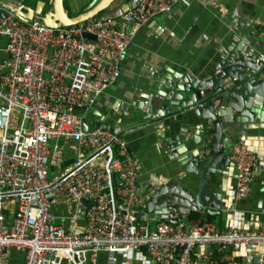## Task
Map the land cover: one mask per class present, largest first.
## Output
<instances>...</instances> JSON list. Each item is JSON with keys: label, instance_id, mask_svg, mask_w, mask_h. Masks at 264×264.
Here are the masks:
<instances>
[{"label": "built area", "instance_id": "1", "mask_svg": "<svg viewBox=\"0 0 264 264\" xmlns=\"http://www.w3.org/2000/svg\"><path fill=\"white\" fill-rule=\"evenodd\" d=\"M179 3L191 0H140L113 19L57 27L12 12L0 15V264L10 247L24 252V264H89L100 251L110 254L109 264L116 253L126 258L140 251L148 264H240L217 257L229 246L256 253L264 264V220L256 228L234 221L225 229L211 221L187 225L181 218L153 227L139 221L133 208L146 210L139 158L112 129H83L86 110L118 80L132 40L129 26ZM65 142L75 149L67 166ZM230 161L234 197L242 199L264 159L240 138ZM58 204H64L61 213L53 211Z\"/></svg>", "mask_w": 264, "mask_h": 264}, {"label": "crops", "instance_id": "2", "mask_svg": "<svg viewBox=\"0 0 264 264\" xmlns=\"http://www.w3.org/2000/svg\"><path fill=\"white\" fill-rule=\"evenodd\" d=\"M0 1L11 3L12 0ZM126 1L128 0H114L111 7ZM63 2L67 14L73 16L83 12L90 0ZM50 8L51 4L46 2L43 12ZM129 29L133 31L132 40L121 62L118 80L108 86L85 112V115H99L111 127L119 123L125 131L142 121L126 118L124 110L130 112L150 95L159 100L158 96L173 91L171 85L181 83L186 74L203 78L214 73L216 62L232 43V34H243L242 31H247L264 40V0H191L189 5L176 4L169 11L154 16L142 25H130ZM181 92L182 96L186 97L187 91ZM174 96L178 97L176 93ZM172 108L177 109V105ZM204 127V120L189 108L183 113L167 116L162 125L140 126L120 135L125 139L128 151L141 162L137 179L141 194L146 190L148 182L156 185L173 179L183 187L192 189L191 191L196 190L199 183L197 175L187 172L177 159L171 156L167 143H177L174 150H183L184 144L194 150L197 145L193 143L195 135H201L202 141L199 145H202L203 141L209 142L212 137ZM237 128L230 141L237 135ZM241 139L250 150L264 159L263 122L248 124L246 135H242ZM64 152L66 159L63 165L67 166L75 159V149L71 143L65 142ZM262 166L257 174V167L255 168L250 191L242 199L234 197L236 168L231 161L223 166L221 172L206 174L211 190L220 191L225 208L221 209L219 214L212 215L205 210L196 212L204 219L209 216L210 221L219 229L231 226L234 221L251 228L259 227L264 220V165ZM53 211L63 212L64 204L54 205ZM7 213L10 220L11 212ZM84 222V219L77 222L78 230H82ZM145 222L153 227L156 221L148 219ZM184 222L190 225V222ZM109 256L106 251H100L96 261L89 264H109ZM217 257L227 263L237 260L240 264H258L256 253L250 254L244 248L234 249L229 246L218 252ZM114 258L113 264H148L149 259L144 251L132 252L126 258L116 253ZM24 261L23 251L12 247L6 250L4 264H24Z\"/></svg>", "mask_w": 264, "mask_h": 264}, {"label": "water", "instance_id": "3", "mask_svg": "<svg viewBox=\"0 0 264 264\" xmlns=\"http://www.w3.org/2000/svg\"><path fill=\"white\" fill-rule=\"evenodd\" d=\"M113 1L90 0L83 12L73 16L67 14L63 0H50L51 8L45 12L44 0H37L33 7L24 5L21 0H12L11 3L0 1V15L5 16L12 12L21 20L39 18L43 24L57 27L98 16L104 20L113 19L136 7L140 0H128L111 7ZM242 32L243 34L231 35L232 43L222 52L211 75L197 78L186 74L181 83L171 85L173 91L158 96L159 100L150 95L130 112L124 110L126 118L142 121L138 125L125 131L119 123L111 127L99 115L86 113L82 124L84 130L100 124L121 135L140 126L162 125L167 116L177 115L192 108L194 113L204 120V129L212 136L209 142L203 141L209 149L203 153H200L203 145H199L202 141L200 134L193 138V143L197 144L194 150L189 149L186 144L183 150H174L177 143H167L171 156L173 155L187 172L195 173L199 183L196 190L191 191L192 189L183 187L176 179L156 185L148 182L143 192L146 196V210L133 208L139 221L149 219L176 224L180 218L185 220L190 212L205 210L212 215L219 214L220 210L225 208L220 191L211 190L205 175L215 171L221 172L223 166L229 163L232 144L242 135H246L248 124L264 123V40L247 31ZM84 36L95 38L90 34ZM181 91H187L186 97L182 96ZM175 93L178 97L174 96ZM173 105H177V109L173 110ZM119 106L123 108L121 104ZM236 128L238 133L230 141ZM262 168L263 166H258L255 173H259ZM117 207L123 210V205L119 202Z\"/></svg>", "mask_w": 264, "mask_h": 264}, {"label": "trees", "instance_id": "4", "mask_svg": "<svg viewBox=\"0 0 264 264\" xmlns=\"http://www.w3.org/2000/svg\"><path fill=\"white\" fill-rule=\"evenodd\" d=\"M211 216V215H210ZM186 221L190 222V224L192 225H197V224H201L203 223L204 221H210L211 218L209 216H207V219L203 216H200L199 213L197 212H190L188 214V216L185 218Z\"/></svg>", "mask_w": 264, "mask_h": 264}, {"label": "rangeland", "instance_id": "5", "mask_svg": "<svg viewBox=\"0 0 264 264\" xmlns=\"http://www.w3.org/2000/svg\"><path fill=\"white\" fill-rule=\"evenodd\" d=\"M22 1H23L24 5L33 7V6H35V3L37 0H22ZM45 1L48 2V4L50 2V0H45ZM185 180L188 181V179H185Z\"/></svg>", "mask_w": 264, "mask_h": 264}]
</instances>
